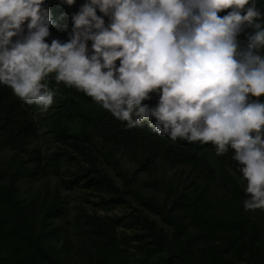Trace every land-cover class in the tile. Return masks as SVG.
I'll use <instances>...</instances> for the list:
<instances>
[{
  "label": "clouds",
  "instance_id": "obj_1",
  "mask_svg": "<svg viewBox=\"0 0 264 264\" xmlns=\"http://www.w3.org/2000/svg\"><path fill=\"white\" fill-rule=\"evenodd\" d=\"M71 21L67 42L49 44L45 0H0V85L47 112L56 95L52 76L127 129L147 121L173 143L211 144L217 155L231 149L246 181L244 210L264 211L257 0H85ZM151 94L159 97L154 107L143 103Z\"/></svg>",
  "mask_w": 264,
  "mask_h": 264
},
{
  "label": "trees",
  "instance_id": "obj_2",
  "mask_svg": "<svg viewBox=\"0 0 264 264\" xmlns=\"http://www.w3.org/2000/svg\"><path fill=\"white\" fill-rule=\"evenodd\" d=\"M84 3L85 0H75L72 6H67L61 0L57 3L56 0H45V7L53 21L49 37L54 35V31L60 32L71 24L72 15ZM97 15L101 14L97 12ZM49 37L45 42H51ZM239 39L243 41L244 34ZM88 47L91 48V41ZM48 83L56 93L54 102L58 103L56 112L51 115L50 132L54 142L66 148L67 162L75 159L72 157L74 152L82 157L86 165L73 173L70 179L62 180L66 190L76 187L100 195L98 206L103 211L125 204L129 178L122 170L121 159L135 167L133 178L149 173L156 164H167L171 168L190 167L199 172L197 178L222 182L226 193L231 194L237 202L242 204L247 198L240 184L243 178L237 162L232 159L234 153L231 149L226 154L217 155L211 144H188L181 140L173 143L167 136L152 131L147 121L127 129L124 122L114 119L83 93L67 88L63 83L57 85L52 76L48 78ZM151 96L143 103L154 107L159 97L157 94ZM259 100L264 102V96ZM34 105L21 101L10 88L0 85V152L4 148L14 152L5 167L0 169V264H61L47 248L46 241L54 238L59 230L64 231L61 224L65 221L64 208L59 205L47 206L43 218L36 221V225L16 194L20 181L36 179L45 168L60 176L57 168L62 154L55 155L45 166L43 159L35 151L29 150L38 139V129L31 112ZM73 121L80 124L79 134L70 133L69 124ZM103 164L111 167L120 177L121 186L116 185L105 172ZM138 199L141 206L159 216L163 223L171 226L172 231L134 211L130 217L122 215L112 222L118 225L128 218V228L138 226L139 232H134L131 240L140 246L147 262L155 258L150 264H236L235 258L242 254L241 249L251 251L253 241L258 239L255 232L246 243L237 240L228 243L220 239L218 229H228L234 225V220L214 214L213 203L206 199L204 189L194 197L180 193L169 203L159 204L149 197ZM86 214L81 211L77 215L76 230L82 225L83 233L89 238L100 237L102 243L97 247L96 264H124L109 247L115 234L111 220L105 223L96 216Z\"/></svg>",
  "mask_w": 264,
  "mask_h": 264
},
{
  "label": "rangeland",
  "instance_id": "obj_3",
  "mask_svg": "<svg viewBox=\"0 0 264 264\" xmlns=\"http://www.w3.org/2000/svg\"><path fill=\"white\" fill-rule=\"evenodd\" d=\"M60 0H56V3ZM262 17H264V0H257ZM226 13H221L224 15ZM108 20L105 17V23ZM72 29V23L64 30L55 32L50 40L59 39L61 42H67ZM51 42H49L50 44ZM89 43V41L87 42ZM119 62L117 61V66ZM58 107V103L43 112L37 105L31 108L36 127L38 129V139L29 148L35 151L44 161V165H49L50 159L56 155L62 154L61 161L58 163L60 176H57L53 170L45 168L41 171L36 179H27L20 181L16 186V194L21 206L38 224V220L43 218L44 209L50 205H59L64 208L65 221L61 222L64 231L56 232L55 237L46 241V246L61 264H96L97 247L101 244L100 237L89 238L83 233L81 225L76 230L77 215L82 211L89 216H96L105 223L109 220L117 219L122 215L131 216L132 211L149 220L154 221L157 225L167 231H172L171 226L162 222L159 216L150 213L146 208L141 206L140 197H149L157 203L170 202L180 193L189 194L190 197L197 196L202 190L205 191L206 199L213 203V211L217 216L234 220V225L228 229H218V237L228 243L237 240L240 243H246L252 233L258 234V239L253 241L251 251L241 249L242 254L238 255L236 264H264V211H245L243 203L237 202L235 198L226 193L222 187V182H212L208 179L197 178L199 172L190 167L171 168L167 164H156L149 173L132 176L135 167L126 160L120 159L122 170L129 178L126 187V203L118 204L110 210L103 211L99 205L100 195L86 192L79 188L66 190L62 180L70 179L73 173H77L81 167L86 166L80 155L72 152L74 160L66 161L67 154L64 153V146H58L54 142L51 129V116ZM69 130L72 135L80 133V124L73 121L69 124ZM89 140L92 141V138ZM88 143H86L87 145ZM14 155V152L4 148L0 152V169L5 167L8 159ZM60 158V157H59ZM29 166L28 164H26ZM31 167V166H29ZM103 169L110 175L116 185L121 186V179L111 169L103 164ZM245 191L246 181L240 183ZM197 189L196 193L194 190ZM107 198V196H104ZM36 222V223H35ZM128 218L121 220L115 225V234L111 238V245L114 254L121 257L124 264H150L155 260L149 259L147 262L146 255L143 254L137 242L131 240L134 232H139L138 226L128 228L126 223ZM234 259V260H235Z\"/></svg>",
  "mask_w": 264,
  "mask_h": 264
}]
</instances>
